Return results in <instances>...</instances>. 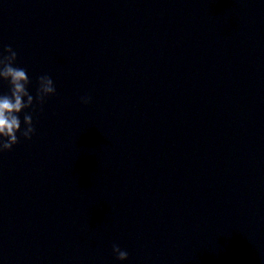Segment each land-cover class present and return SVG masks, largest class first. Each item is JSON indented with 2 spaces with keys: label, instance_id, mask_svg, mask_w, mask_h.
Returning a JSON list of instances; mask_svg holds the SVG:
<instances>
[{
  "label": "clouds",
  "instance_id": "clouds-1",
  "mask_svg": "<svg viewBox=\"0 0 264 264\" xmlns=\"http://www.w3.org/2000/svg\"><path fill=\"white\" fill-rule=\"evenodd\" d=\"M16 61L17 52L12 46H5L3 52H0V80L9 83L10 94L0 95V153L11 151L19 143L18 132L25 140L32 138L35 133L32 114H24L23 129L20 114L25 109L32 108L34 103L42 105L46 97L56 92L52 78L42 75L37 80L36 96L30 94L28 91L30 80L27 71L16 67ZM89 101L90 97L81 98L84 104ZM113 253L120 261L128 259L127 251L121 250L118 245H113Z\"/></svg>",
  "mask_w": 264,
  "mask_h": 264
}]
</instances>
